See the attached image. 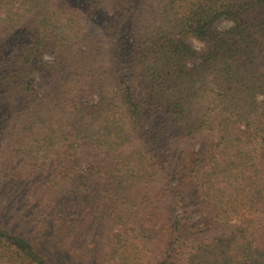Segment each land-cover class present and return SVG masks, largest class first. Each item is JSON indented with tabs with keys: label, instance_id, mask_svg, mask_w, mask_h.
<instances>
[{
	"label": "trees",
	"instance_id": "obj_1",
	"mask_svg": "<svg viewBox=\"0 0 264 264\" xmlns=\"http://www.w3.org/2000/svg\"><path fill=\"white\" fill-rule=\"evenodd\" d=\"M0 192V264H264V0H0Z\"/></svg>",
	"mask_w": 264,
	"mask_h": 264
},
{
	"label": "rangeland",
	"instance_id": "obj_2",
	"mask_svg": "<svg viewBox=\"0 0 264 264\" xmlns=\"http://www.w3.org/2000/svg\"><path fill=\"white\" fill-rule=\"evenodd\" d=\"M229 26V21L221 20L219 21L216 27L218 30H224L227 29ZM188 43L196 51H202L203 49V44L193 38H190L188 40ZM17 211L24 213L25 217L31 216L29 210L27 209V207H25V205L21 206V203L18 204L16 200H8L5 194L0 192V218L5 219V216H7V218L12 217ZM14 223L18 225V223H16L15 221Z\"/></svg>",
	"mask_w": 264,
	"mask_h": 264
}]
</instances>
